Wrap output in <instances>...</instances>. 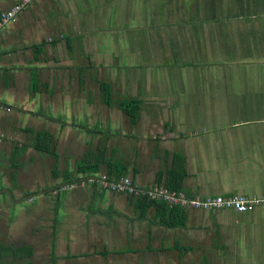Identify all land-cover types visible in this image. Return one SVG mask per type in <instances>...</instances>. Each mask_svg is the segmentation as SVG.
I'll list each match as a JSON object with an SVG mask.
<instances>
[{"label": "crops", "instance_id": "obj_1", "mask_svg": "<svg viewBox=\"0 0 264 264\" xmlns=\"http://www.w3.org/2000/svg\"><path fill=\"white\" fill-rule=\"evenodd\" d=\"M230 1L257 11L35 0L0 30V264H264V203L181 208L168 227L140 198L88 182L151 188L180 174L187 196L264 198V0ZM37 133L54 154L32 147Z\"/></svg>", "mask_w": 264, "mask_h": 264}, {"label": "built area", "instance_id": "obj_2", "mask_svg": "<svg viewBox=\"0 0 264 264\" xmlns=\"http://www.w3.org/2000/svg\"><path fill=\"white\" fill-rule=\"evenodd\" d=\"M35 0H19L9 10L0 13V30L14 21L17 16L24 11ZM88 182L95 185L102 191L113 193H126L128 195L144 198L151 202L164 203L185 209H195L200 211L210 210H231L235 213H248L253 211L258 205L264 203V198L248 197L243 195L235 196H187L181 190H173L166 186H156L151 188L141 187L134 183L129 177L123 175L118 178L100 176L96 179H88ZM83 183L77 181L65 185L63 188L71 189Z\"/></svg>", "mask_w": 264, "mask_h": 264}, {"label": "trees", "instance_id": "obj_3", "mask_svg": "<svg viewBox=\"0 0 264 264\" xmlns=\"http://www.w3.org/2000/svg\"><path fill=\"white\" fill-rule=\"evenodd\" d=\"M104 98L108 99L110 96V92L108 90V87H105L104 92H103ZM140 102L138 100H133L129 99L126 101L121 102V108L125 111V113L129 116L131 121H134L137 118V115L140 110ZM32 147L40 152H47L49 154H54L53 150V139L50 135L47 134H40L37 133L33 137V143ZM22 154V148L17 149L14 153V156L12 157V160H15L16 158L20 157ZM86 168L84 166H81L78 168L80 173H86L87 171L85 170ZM182 175H174L169 179V183L166 184L165 186L173 189V190H178L180 187V182H181ZM139 204L141 207V210H145L149 206H154L156 208V217L159 219V221L164 224L165 226L168 227H174V226H181L183 225V212L181 208L175 207V206H169L164 203H159V202H151L148 201L144 198L139 199ZM6 251L7 249L2 247L0 245V258L2 256H6ZM25 257L29 256V251L25 250L24 254H22Z\"/></svg>", "mask_w": 264, "mask_h": 264}, {"label": "rangeland", "instance_id": "obj_4", "mask_svg": "<svg viewBox=\"0 0 264 264\" xmlns=\"http://www.w3.org/2000/svg\"><path fill=\"white\" fill-rule=\"evenodd\" d=\"M232 4H238V3L231 2L230 0L229 1L228 0H221V1L216 3V0H215V2L212 4V8L215 12L211 13L209 15V17L213 16V14L216 17L217 16L223 17V16H229L231 14H237V13H242V12H248V11L256 12L257 11L255 5H253V7L250 5H246V8L243 9V8H241V5H232ZM218 6H221V7L225 6L226 10L225 11H219ZM248 6H250V8H248ZM258 9L260 10V8H258Z\"/></svg>", "mask_w": 264, "mask_h": 264}, {"label": "water", "instance_id": "obj_5", "mask_svg": "<svg viewBox=\"0 0 264 264\" xmlns=\"http://www.w3.org/2000/svg\"><path fill=\"white\" fill-rule=\"evenodd\" d=\"M2 193H7L8 195H10V191L9 190H5V191H1ZM126 196L128 197L129 195L126 194ZM12 197V196H11ZM5 256H2V258H0V261L4 258Z\"/></svg>", "mask_w": 264, "mask_h": 264}, {"label": "flooded vegetation", "instance_id": "obj_6", "mask_svg": "<svg viewBox=\"0 0 264 264\" xmlns=\"http://www.w3.org/2000/svg\"><path fill=\"white\" fill-rule=\"evenodd\" d=\"M15 153V152H14ZM13 156H14V154H13Z\"/></svg>", "mask_w": 264, "mask_h": 264}]
</instances>
